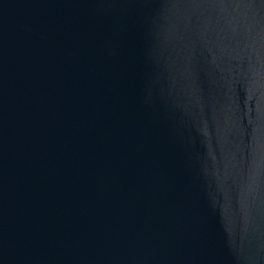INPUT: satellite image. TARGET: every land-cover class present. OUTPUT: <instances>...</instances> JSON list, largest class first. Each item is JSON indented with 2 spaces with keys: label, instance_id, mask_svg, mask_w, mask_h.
I'll list each match as a JSON object with an SVG mask.
<instances>
[{
  "label": "water",
  "instance_id": "water-1",
  "mask_svg": "<svg viewBox=\"0 0 264 264\" xmlns=\"http://www.w3.org/2000/svg\"><path fill=\"white\" fill-rule=\"evenodd\" d=\"M0 264H264V0H0Z\"/></svg>",
  "mask_w": 264,
  "mask_h": 264
}]
</instances>
